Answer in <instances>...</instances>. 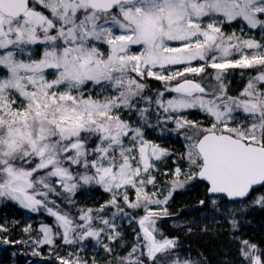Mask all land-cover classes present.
<instances>
[{
	"label": "snow or ice",
	"instance_id": "1",
	"mask_svg": "<svg viewBox=\"0 0 264 264\" xmlns=\"http://www.w3.org/2000/svg\"><path fill=\"white\" fill-rule=\"evenodd\" d=\"M160 126L183 136L177 160L187 168L173 160L160 173L175 155L147 138ZM194 180L233 202L264 187V0H0V199L53 218L24 226L28 240L0 242L55 248L59 239L73 248L59 264H205L158 227L173 193ZM94 187L109 199L77 206V192ZM252 203L264 206V194ZM227 212L238 232L236 210ZM124 220L137 225L130 246ZM232 239L240 264H264V248ZM88 241L103 260L81 255Z\"/></svg>",
	"mask_w": 264,
	"mask_h": 264
},
{
	"label": "rangeland",
	"instance_id": "2",
	"mask_svg": "<svg viewBox=\"0 0 264 264\" xmlns=\"http://www.w3.org/2000/svg\"><path fill=\"white\" fill-rule=\"evenodd\" d=\"M232 29L238 30V25L236 23H233L230 28L226 27L225 31L230 32L232 31ZM257 38L259 37L257 36ZM149 80H152V79H149ZM149 80L147 81V83L150 88L158 89L161 87L160 82L155 81V80H153V82H150ZM125 118H128V116L125 115ZM131 119L135 120L136 119L135 115H133ZM188 119L203 122L204 126H208V123H209L207 118L202 113L196 110L189 111ZM153 120H155V117ZM152 123L156 124V121ZM163 127L164 126L147 129L146 130L147 138L152 140L155 143L160 144L162 147L167 148L172 153L179 152L180 154H182L185 151V144H186L183 136L173 131H164ZM173 160H177V157L174 155L172 157L166 158L165 160L159 163L158 167L160 168L161 174L164 171L171 170L176 166V164L173 163ZM180 165L183 168H187L186 162H183ZM158 179L160 180L161 183H163V181L167 178L166 177L164 178L163 175H159ZM174 193H178V191ZM174 193H173L172 199L169 201L168 207L170 204H173L179 207L178 205L179 204L182 205L183 203L181 207L186 205L184 207H186L187 209L190 206V205H187V203H185L186 199L188 198V196H186L187 194L178 193L180 196L177 198H174ZM74 199L78 202L77 206L98 208L101 204H103L106 200L109 199V196L107 193L103 192L100 188L94 187V188H86V189L80 190L79 192H77ZM211 199H217L218 201L220 198L214 197ZM211 199L208 200L207 206H204L201 209L198 208L196 213L191 214V215L184 214L180 217L174 218L170 220V224L173 226H176L178 224L177 226L180 225V227H185V224L190 225L193 228V231H196V229H199V228L202 229L203 227L206 226L208 227L207 230L209 229L210 231L216 227L222 228L220 226L227 227L226 223H228L230 227L229 229H232L228 220L223 218V216H225V214L228 215V212H227L228 209H235L236 210L235 218L238 220L239 224H241V226H239L240 230L238 232H235V235L241 236L244 239H248L264 247V227H263L264 226V223H263L264 214H260L258 215V217L257 216L252 217L253 219L250 217H246L242 212H240V206L233 202H229L226 205H222V208L218 206V211L214 212L215 213L214 214L213 212L209 211V209L213 207L211 205ZM10 202H8V200L0 199V224H5V226L9 228V231L7 233L0 232V241H2V239L5 236H7L9 240H13V241L21 240V239L28 240V235L22 231V228L29 223L32 224L33 229L38 228L41 222H44L49 225L53 224V218L49 217L46 213H32L26 209H23L15 202H12V201ZM180 209L183 210L182 208ZM257 220L259 221V223ZM14 221L18 223L13 225ZM254 221H256V223L258 224H256ZM118 223L121 224L120 230L124 238L129 237L131 235V237L134 240V233L132 229L135 228L136 224L135 223L129 224L127 220H124L123 222H118ZM217 225H220V226H217ZM252 237H254L255 239H261L262 242H258L255 239H251ZM56 244L58 247H55V248H52L51 246H48V245H40L38 248H35L31 244L17 245V244H4L0 242V264H59L57 256L66 255L68 252L73 251V248L70 246L62 245L59 239H57ZM237 246L239 248V245ZM34 251L38 254H34ZM235 253H236L235 260L233 264H240L238 250ZM93 254H96L97 259L102 260L103 253L99 250V248L95 247V241H88L86 242L85 250L81 252V255L82 256H92ZM219 261L220 259L216 260V262H219Z\"/></svg>",
	"mask_w": 264,
	"mask_h": 264
},
{
	"label": "trees",
	"instance_id": "3",
	"mask_svg": "<svg viewBox=\"0 0 264 264\" xmlns=\"http://www.w3.org/2000/svg\"><path fill=\"white\" fill-rule=\"evenodd\" d=\"M239 73H240V70H234L233 75L228 77V80L231 81V87L233 89H239L240 87H242L241 77ZM149 81L153 82V80H149ZM153 119H154V116L152 118V122L156 121ZM166 127L167 129L170 130L173 128V125L171 123H168ZM173 153L175 154L174 156H176L177 158L180 156L179 152H173ZM183 162L184 161L178 160V163L180 164ZM205 192H206V184L200 180H194L185 189L178 190V193L187 194L186 196H188V198L186 199L185 203H187V201L189 200L187 205H190V206L191 205L194 206L195 203H197L200 198H203V196L205 195ZM178 193H174V198H177L180 196ZM260 194H264V187L258 190H255L249 198H247L246 200H243V202H240L239 204L240 212L242 211L244 215L250 218L256 217L260 214H264V206L254 205L252 203L253 200ZM193 197H195L196 200ZM228 203L229 202L223 198L218 200V206L221 208H222V205H226ZM238 203L239 202H237V204ZM205 205L206 206L208 205V201L205 203ZM181 206L182 205H180L179 207L186 210V207L183 206L184 207L183 208ZM176 207L177 206L170 204L168 207L169 213L176 212V209L178 208ZM180 208H178L177 210L183 211ZM197 210L198 208H194L192 211L188 212L187 214L189 215L194 214L193 212L196 213ZM223 218H225L228 221L232 219L227 214H225ZM226 225H227V228L229 229L230 228L229 224L226 223ZM239 226H241V224H239ZM158 227H160L166 234L179 236L185 251H190L192 255H195L197 253H203L204 257L206 258L205 264H214V263L215 264H232L233 256H234L233 254L236 249V246H235L236 241L232 240L233 234L231 230L228 231L225 229H222V230L213 229L210 231V233H207V234H204V232H199V231H192L191 233H189L187 229L184 230V228L181 229L178 227L170 226L167 219L160 220L158 223ZM135 228H137V226H135ZM251 239H255V238L252 237ZM255 240H257L258 242H262L261 239H255ZM133 242L134 240L130 235L129 237H125L123 242L121 243H125L127 246H130ZM193 244L196 248L192 246ZM113 246L117 247V251L120 253V255H124L125 252L128 250L127 247H125L124 249H120L115 244ZM261 248H264V247L261 246ZM103 256L104 254L102 255V259H103ZM219 259L220 261L216 262V260H219Z\"/></svg>",
	"mask_w": 264,
	"mask_h": 264
},
{
	"label": "bare ground",
	"instance_id": "4",
	"mask_svg": "<svg viewBox=\"0 0 264 264\" xmlns=\"http://www.w3.org/2000/svg\"><path fill=\"white\" fill-rule=\"evenodd\" d=\"M93 195V194H92ZM193 198H195V197H193ZM195 200H196V198H195ZM194 200V201H195ZM189 201V200H188ZM188 201H187V203H188ZM192 202V201H191ZM190 203V202H189ZM181 204H179V206H180ZM182 205H183V203H182ZM184 206H186V205H184ZM177 208V207H176ZM175 208V209H176ZM179 208V207H178ZM177 208V209H178ZM184 208V207H183ZM174 209V210H175ZM176 209V212L178 211ZM184 210V209H183ZM242 212V211H241ZM173 213V212H172ZM193 213H195V212H193ZM214 213V212H213ZM215 214V213H214ZM208 215V214H207ZM238 215V214H237ZM250 216V215H249ZM200 217V216H199ZM236 217V216H235ZM241 217V216H240ZM244 217V216H243ZM258 217V216H257ZM182 218V217H181ZM185 218V217H184ZM205 218V217H204ZM216 218V217H215ZM222 218V217H221ZM241 219H243V218H241ZM253 219V218H252ZM258 219V218H257ZM261 219V218H260ZM263 219V218H262ZM188 220V219H187ZM249 221V220H248ZM258 221V220H257ZM262 221V220H261ZM190 222V221H189ZM240 222H242V221H240ZM255 223H256V221H254ZM194 223H195V221H194ZM211 223V222H210ZM250 223V222H249ZM258 223H259V221H258ZM258 223H256V224H258ZM264 223V222H263ZM219 224H221V223H219ZM248 224V223H247ZM255 224V225H256ZM178 225V224H177ZM176 225V226H177ZM186 225V224H185ZM246 225V224H245ZM251 225V224H250ZM180 226V225H179ZM184 226V225H183ZM217 226H220V225H217ZM258 226V225H257ZM263 226V225H262ZM212 227V226H211ZM220 227H222V228H218V227H216V228H214V230H222V229H225V230H228L229 231V229L227 228V227H225V226H220ZM264 227V226H263ZM186 228V227H185ZM185 228H184V230H185ZM206 228H208V227H206ZM242 228V227H241ZM182 229V228H181ZM256 229V228H255ZM240 230V229H239ZM251 230V229H250ZM196 231H199V232H204V234H207V233H210V231H209V229L207 230V231H202V229H196ZM209 231V232H208ZM244 231V230H243ZM257 231V230H256ZM180 232V231H179ZM226 232V231H225ZM174 233H176V232H174ZM194 233V232H193ZM241 233V232H240ZM244 233V232H243ZM239 235V234H238ZM192 236V235H191ZM250 236V235H249ZM256 237V236H255ZM185 238V237H184ZM233 240V239H232ZM191 243H192V241H191ZM238 245V244H237ZM194 248H196L195 246H194V244L192 245ZM191 247V246H190ZM192 248V247H191ZM196 251H197V249H196ZM236 254V253H235ZM234 255V254H233ZM103 260V259H102ZM227 260V259H226ZM215 264V263H214Z\"/></svg>",
	"mask_w": 264,
	"mask_h": 264
},
{
	"label": "water",
	"instance_id": "5",
	"mask_svg": "<svg viewBox=\"0 0 264 264\" xmlns=\"http://www.w3.org/2000/svg\"><path fill=\"white\" fill-rule=\"evenodd\" d=\"M257 187H258V186H257ZM207 196H210L208 192H207ZM197 205H198V206H200V203H199V204H197ZM165 218H166V217H165ZM162 219H163V218H162Z\"/></svg>",
	"mask_w": 264,
	"mask_h": 264
}]
</instances>
